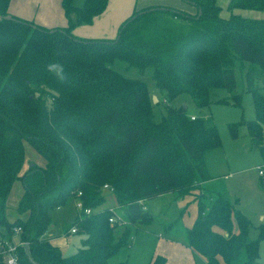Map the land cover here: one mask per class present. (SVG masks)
<instances>
[{
	"label": "trees",
	"instance_id": "16d2710c",
	"mask_svg": "<svg viewBox=\"0 0 264 264\" xmlns=\"http://www.w3.org/2000/svg\"><path fill=\"white\" fill-rule=\"evenodd\" d=\"M10 1L0 0V16H8ZM184 1L194 5V13L149 6L122 22L113 39L77 37L72 21L48 29L13 16L0 19V229L10 235L22 228L28 245L18 250L19 264H110L129 242L132 226L153 221L145 201L168 193L183 200L196 183L211 179L205 154L221 146L216 126L192 119L187 106L167 105L156 120L160 100L154 103L146 82L112 69L116 60L141 74L152 67L155 85L169 102L189 95L199 108L210 105L215 90L233 92L235 68L246 66L256 114L247 127L264 156V95L258 87L264 85V19L233 13L263 12L264 0H228L230 17L222 16L218 0ZM62 3L68 17L75 13L78 22L91 23L108 0H85L82 7L73 0ZM50 63L63 64V80L47 70ZM230 131L236 138L237 125ZM25 143L45 166L23 171ZM18 181L24 187L17 206L21 217L10 221L6 204ZM108 195L114 204L105 207ZM74 198L92 214L75 217L70 229L84 236L82 246L65 256L43 235L51 211ZM195 199L197 218L184 231L189 248L207 264H262L263 225L252 240L250 220L221 193ZM119 207L127 222L116 237L120 224L109 218ZM150 264L166 259L159 255Z\"/></svg>",
	"mask_w": 264,
	"mask_h": 264
},
{
	"label": "rangeland",
	"instance_id": "374dc122",
	"mask_svg": "<svg viewBox=\"0 0 264 264\" xmlns=\"http://www.w3.org/2000/svg\"><path fill=\"white\" fill-rule=\"evenodd\" d=\"M218 4L224 15L227 16L228 3L226 0H219ZM257 12L259 13H255L254 16L264 19V11ZM111 67L128 78L139 79L147 83L150 97L153 99L156 97L157 103L160 100V103L155 104L154 108L156 120H160L166 114L167 105L176 108L187 106V114L191 118L207 120L216 126L221 146L205 154L209 175L215 177L214 183L210 184V187L221 191L224 197L250 220V239H257L260 227L264 226V184L261 185L258 168L259 165H264V156L260 148L255 146L247 127L248 123L255 119L256 114L254 96L246 87V66L243 68L237 65L235 68V90L233 92H228L225 89L215 90L212 93L210 105L204 108H199L189 95H180L169 102L155 85L152 67L148 68L144 74L121 60L114 61ZM263 86L260 83L258 87L261 88L260 91L264 95ZM235 96L238 97V100ZM235 125L238 127L236 138L232 137L230 131V126ZM25 149L26 162L23 171L31 164L45 166V159L29 143H25ZM195 186L192 195L183 200L176 199L174 194L168 193L145 201V207L153 216V221L150 224L136 225L138 228L134 229L133 239L129 240L126 246L109 259V263L150 264L151 259L161 255L166 259V264H207L202 256L194 255L190 250L180 253L183 251L180 248H182L181 238L184 235L183 233L181 236V232L185 225H188L189 220H192V205L197 203L195 196L212 193L203 187L202 183H196ZM23 192L22 183L16 182L6 204L5 214L10 221L21 217L17 212V206ZM74 200L71 199L66 206L51 211L52 223L43 235L45 239L59 235L64 238L68 243L63 247V253L66 256L76 253L81 248V241L84 237L70 232L75 217L80 215L75 208ZM104 204L105 207L113 206L114 202L110 195ZM114 216H118L122 221L126 220L125 210L121 207L114 209ZM170 224H172V228L169 226ZM122 225H126V223ZM123 228L124 226L118 227L115 232L116 237H119ZM168 228H174V230L170 231ZM162 237L168 241L161 242ZM258 260L264 264V239L260 241Z\"/></svg>",
	"mask_w": 264,
	"mask_h": 264
},
{
	"label": "crops",
	"instance_id": "0c3cea01",
	"mask_svg": "<svg viewBox=\"0 0 264 264\" xmlns=\"http://www.w3.org/2000/svg\"><path fill=\"white\" fill-rule=\"evenodd\" d=\"M73 3L75 7H82L85 3V0H73ZM226 3H228V0H226ZM156 5L171 6L188 12L195 11V8L193 6L185 3L183 0H108L107 8L105 9V11L93 17L91 23H85V22H78L75 13H72L70 17L66 15L62 0H11L8 7V15L29 22H33L36 25L48 29L68 27L70 21H72L74 23L72 32L77 37L113 39L117 36L119 27L122 24V22H124L126 19L132 16L135 11ZM233 13L236 15H240L244 18L262 19L261 17H255L254 16L255 13H259V12L252 10H234ZM230 15L231 12L228 11L227 16H225L222 11V16L230 17ZM210 177H211L210 180L202 183L203 187H205L206 189L212 192L221 193L224 196V194L221 191H217L212 187H210V184L214 183L213 179L215 178L212 175H210ZM192 209H193L192 220H189L188 225H185L184 229L181 232V236L183 235L186 228H190L194 224L197 218L198 215L197 203H194L192 205ZM137 228L138 226L136 227V225L132 226V235L130 240L133 239L134 229L137 230ZM174 228L173 229L168 228V230L173 231ZM48 239L53 245L58 246L61 249L62 253H63V247L65 246V244H68L67 241H65V239L62 238L60 235L58 237L54 236V238L49 237ZM161 239H162L160 240L161 242L167 240L164 239L163 237ZM181 246L182 248L180 249H182L183 251H180V253L185 252L186 250H190L192 254L194 255L197 254L187 246L184 240V235L181 238Z\"/></svg>",
	"mask_w": 264,
	"mask_h": 264
},
{
	"label": "built area",
	"instance_id": "2783aa9c",
	"mask_svg": "<svg viewBox=\"0 0 264 264\" xmlns=\"http://www.w3.org/2000/svg\"><path fill=\"white\" fill-rule=\"evenodd\" d=\"M195 119V117H192ZM259 174L264 183V166H259ZM105 189H109L108 185L104 186ZM82 195L81 192L77 194V197ZM75 208L79 212L80 215H90L92 214V210L90 208H85L83 201L81 199L75 200ZM126 220L122 221L118 216L113 215L109 218V222L111 224L119 223L120 226H124ZM70 232L75 234L77 232L76 227L70 229ZM28 242L22 239V228L16 227L13 229L12 233L6 234L5 231L0 229V264H19V248L27 247Z\"/></svg>",
	"mask_w": 264,
	"mask_h": 264
},
{
	"label": "clouds",
	"instance_id": "9594fccd",
	"mask_svg": "<svg viewBox=\"0 0 264 264\" xmlns=\"http://www.w3.org/2000/svg\"><path fill=\"white\" fill-rule=\"evenodd\" d=\"M47 70L54 74L58 79L63 80L65 78V69L61 63H50L47 66Z\"/></svg>",
	"mask_w": 264,
	"mask_h": 264
},
{
	"label": "water",
	"instance_id": "95a60500",
	"mask_svg": "<svg viewBox=\"0 0 264 264\" xmlns=\"http://www.w3.org/2000/svg\"><path fill=\"white\" fill-rule=\"evenodd\" d=\"M184 1V0H183ZM185 2V1H184ZM185 3H187V2H185ZM194 6V5H193ZM12 16H6V17H2V16H0V19H3V18H6V19H10ZM154 103H157V98L156 97H154ZM31 165H33V164H31Z\"/></svg>",
	"mask_w": 264,
	"mask_h": 264
}]
</instances>
